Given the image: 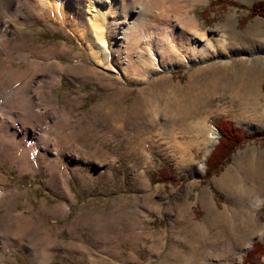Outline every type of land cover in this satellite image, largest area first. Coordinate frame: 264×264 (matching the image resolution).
Instances as JSON below:
<instances>
[{
  "label": "rangeland",
  "instance_id": "1",
  "mask_svg": "<svg viewBox=\"0 0 264 264\" xmlns=\"http://www.w3.org/2000/svg\"><path fill=\"white\" fill-rule=\"evenodd\" d=\"M6 2L0 0V19L4 16L5 7L10 8L12 4L20 2L24 7L21 15L27 20L22 28L8 30L6 35L11 42L16 41V46L10 45L13 55H30L28 59L15 61L16 66L25 67L36 58L35 54H31V49L61 48L63 43L69 45V54L80 50L83 58L78 63L63 58L61 62L68 65L63 72L56 65L48 70L64 73L59 84L49 93L48 100H57L64 109L62 129H56L60 131L59 136L63 137L60 163L64 168L67 166L74 170L69 176V184L76 202L70 205L67 214L52 212L58 204L67 202V197L61 196L59 189L49 182V159L54 153L53 143L47 149L43 147L42 151L39 150V155L44 153V157H39L41 164L36 172H22L12 161L11 153H0V171L6 175L3 185L12 190L0 204V233L5 232V236L14 237L16 242L21 243L19 246L0 240V264H190L187 260L192 253L204 257L199 247L211 246L210 236L203 235L200 244L196 245L191 233V222L176 219L178 212L175 205L178 204L177 200L185 199L188 218L191 213L196 221L201 222L209 215L207 205L201 200V193L218 210L234 215L237 228L243 227L240 215L243 210L242 198L230 196L219 180L229 171L235 170L241 157L245 159L240 164L253 158L262 160L264 166V118L258 123L260 129L251 133L246 130V122L233 112L217 110L208 114L204 118L206 129L216 126L221 120H228L246 135H254L255 138L247 139L238 146L224 166L211 175H206L207 159L218 144L219 137L208 153L193 149L195 164L205 160L204 172L197 175L189 168L178 166L164 141L158 135L152 137L148 129L141 127L140 121L145 116H140L137 111L146 96L158 97L162 109L167 101H171V96L183 95L186 85L194 77L199 79L198 87L190 85L194 95L200 85L205 88L212 86L208 85V81L211 71L216 69L203 67L201 72L198 69L215 61H233L235 68L253 67L252 73L248 74V88L258 87L264 109V51L257 52L258 48H264V17L253 16L250 12L253 4L264 3V0H204L179 10L178 17L182 13L185 18L190 15L201 27L198 30L202 33L198 38L200 45L210 43L209 40L217 44V38L223 34L228 37L223 31L228 27H233L242 35L250 30V38L247 37L248 33L246 38L227 39L230 46L235 43L243 50L218 53L209 47L211 52L201 61H193L188 66L164 61L160 63L162 71H154L150 79L142 76L130 81L121 79L117 85H108V79L122 74L93 61L87 40L79 33L73 35L69 20L64 25L49 18L45 12L39 14L33 8L32 0ZM137 4L141 13L146 15L149 11L146 7L148 0H139ZM88 14L94 15L92 11ZM173 19L181 25L178 18ZM148 24L132 34L134 54L149 46L150 42L143 38ZM106 36L110 41L108 51H113L117 40L111 37L109 31ZM157 40V36L151 38L154 47ZM152 50L154 55L159 54L155 48ZM181 55L194 59L188 50H184ZM256 75L261 81L258 84L254 79ZM214 90L218 91L215 98H220L217 88H209L208 93ZM188 95L194 97L191 92ZM221 103L222 100H215L213 107ZM162 113L158 118L160 131L163 123L170 121L168 113ZM174 129L175 132L179 131L176 126ZM66 137L70 139L66 140ZM148 153H151V158H148ZM133 173H138L136 179L132 178ZM250 186L254 187L255 184ZM46 202L47 207L44 208ZM253 207L256 215L252 216V220L256 222L255 228H258L261 221L264 223V202L260 207ZM20 211L32 215V220L27 224V227L30 226L27 233L18 232L26 224L23 217L18 215ZM227 228H233L232 224L228 223ZM255 228L245 233L254 236V240L242 256V264H245L246 253L256 240L264 243V228L260 234L255 232ZM128 236L134 239L129 240ZM242 238L240 234L236 235L234 247L237 248L235 242L242 244ZM47 246L50 248L47 254L50 258L45 261L41 258V250Z\"/></svg>",
  "mask_w": 264,
  "mask_h": 264
},
{
  "label": "bare ground",
  "instance_id": "2",
  "mask_svg": "<svg viewBox=\"0 0 264 264\" xmlns=\"http://www.w3.org/2000/svg\"><path fill=\"white\" fill-rule=\"evenodd\" d=\"M138 1L32 0V3L33 8L39 14L45 12L49 18L56 22L65 25L69 20L73 27L71 29L74 32L73 35L79 33L87 40L93 61L106 65V68L110 71L122 74L119 77L108 79V81L110 80L108 85H117L121 79L130 81L139 76L150 79L149 76L154 71H162L160 63L164 61H173V63L180 66H188L193 61L203 60L205 55H208V52L211 51H217L218 53L220 51L222 53L237 52L243 50V47L235 45L234 42L230 46L227 39L246 38L248 33L249 36L247 37L250 38V30L246 32V35H242L233 27H228L227 29L223 28L228 37L223 36L224 34L221 35L217 38L216 45L212 40H209L210 43L200 45L198 38L202 36V33L198 30L201 27L195 19L190 15L186 18L183 17L182 12V18L178 16L180 14L179 10L187 8L188 5L199 4L204 0H148V4H145L149 10L146 15L138 9ZM23 8V4L20 2L12 4L10 8L5 7L4 16L0 19V153H11L12 161L19 166L22 172H36L41 164L39 157H44V153L39 155V150L43 147L47 149L46 147L53 143L54 153L49 159L51 173L49 182L56 189H59L61 196L67 197V202H61L52 212L67 214L70 205L76 202L69 184V176L74 173V170L67 166L64 168L63 164L60 163L59 153L62 151L63 137L59 136L60 131H56V129H62L61 124H63V121L61 123V120L64 109L58 104L57 100L49 101L48 95H50L52 88L59 84L64 76V73L61 72L68 66H65L61 60L66 58L69 61L78 63L83 55L80 50L69 54V45L63 43L61 48L31 49L33 52L31 54H35L36 58L25 67L16 66L15 61L22 58L28 59L30 55L26 53L13 55L10 45L16 46V41L12 40L11 42L6 35L8 30L22 28L27 22L26 18L21 15ZM91 11L94 15L88 14ZM173 17L178 18L181 25L177 24ZM229 20L231 23V18ZM148 22L149 26L144 30V36L141 35V37L143 36L150 42L149 46L143 48L140 52L136 49L138 52L134 54L133 43H131L132 34L143 29ZM190 29H192V32ZM76 31L77 33H75ZM107 31L113 39L117 40V46L115 44L112 47L113 51H108L110 41L106 36ZM154 36L158 38L155 47L151 42V38ZM209 47L212 48L211 51H209ZM154 48L159 53L158 55H154L152 50ZM184 50H188L194 59L182 56ZM263 51V47L257 50V52ZM245 58L241 60H245ZM233 64V61L230 63L215 61L211 65L202 66L198 69L199 71L197 70L198 72H201L203 67L216 69V71H211L208 81V85L212 86L205 88L200 85L197 94L194 95L190 85L198 87L199 79H194L195 77L191 76L193 79L186 85L185 93L183 95L173 93L174 95L170 97L171 101L165 102L166 104L162 105V109L158 97L146 96L144 101L142 100V106L137 111L140 112V116H145V119L140 118L141 127L148 129L152 137L158 135V138L166 144L167 150L171 152L176 164L191 169L194 174L200 175L204 172L205 160L195 164L193 149L204 150L206 153L210 152L220 133L214 125L207 129L204 127V118L208 114L217 110L233 112L246 122V130L251 133L260 129L258 123L264 118L262 97L258 87L255 85L253 89L248 88V74L252 73L253 67L250 69L247 66L235 68ZM54 65L61 69L60 73L55 70L48 71ZM254 79L258 84L260 81L259 75H256ZM211 87L219 90L220 98H215V95L218 94L216 90L208 93V89ZM188 90L194 96L193 98L188 95L190 94ZM215 100H222V103L213 107ZM164 111L170 116V121L164 122L160 131L158 118ZM139 114L135 113V115ZM175 126L179 131L176 129L177 132H175ZM52 129L55 134L53 131L51 132ZM133 135L138 136L137 133H133ZM67 138L70 139V137H66V140ZM141 147L143 146L141 145ZM148 158H151V153H148ZM244 159L243 157L239 158V164L236 163L235 170L229 171L219 180V183L224 185L225 190L231 194L230 196L242 198L243 210L240 215L244 222L243 227L237 228L236 217L226 211L218 210L209 198L208 200L204 198L202 193L201 200L207 205L209 215L201 222L196 221L191 213L190 218H188L186 203L184 204L185 199L177 200L178 204L175 205L178 212V214L176 213V219L191 222L193 242L198 245L203 235L210 236L209 244L211 246L207 248L204 246L199 247V249L202 248L201 253L204 257H197L195 253H192L187 263L242 264V256L254 240V236L245 234L248 231H253L256 225V222L252 220V216L256 215L253 206L255 208L260 207L264 202V166L262 160L249 158V162L246 161L240 164V161ZM136 171L137 169H135ZM136 174H132L133 179H136ZM139 175H141L140 172ZM5 179L6 175L0 171V183H2L0 185V204L3 202L5 195L10 194L12 191L6 189L3 185ZM240 183L245 184V186ZM250 184H255V186L251 187ZM17 193H19V190ZM44 204V208H46L47 202ZM188 205L190 206V203ZM18 215L26 221V224L22 225L18 232L21 230L27 233L30 229L27 224L32 220V215L24 214L23 211L18 212ZM4 217L8 216L4 215ZM228 223L232 224L233 228L228 229ZM263 228L264 223L261 221L258 228H255V232L260 234ZM3 233L5 232L0 233V240L21 245V243H18L19 241L16 242V239H13L14 237L9 238ZM237 234H240V238L243 237V240L241 245L235 242L237 244L236 248L233 243ZM127 239L134 238L128 236ZM49 250L48 246L41 250V258L45 261L50 258L47 255Z\"/></svg>",
  "mask_w": 264,
  "mask_h": 264
},
{
  "label": "trees",
  "instance_id": "3",
  "mask_svg": "<svg viewBox=\"0 0 264 264\" xmlns=\"http://www.w3.org/2000/svg\"><path fill=\"white\" fill-rule=\"evenodd\" d=\"M250 12L253 16L261 15L264 17V3L253 4ZM216 126L220 130L219 142L208 156L206 175L217 173L230 159L231 154L238 146L247 139L255 138L254 135H246L228 120H221ZM244 263L264 264V243L262 241H255L253 243L251 249L246 253Z\"/></svg>",
  "mask_w": 264,
  "mask_h": 264
},
{
  "label": "water",
  "instance_id": "4",
  "mask_svg": "<svg viewBox=\"0 0 264 264\" xmlns=\"http://www.w3.org/2000/svg\"><path fill=\"white\" fill-rule=\"evenodd\" d=\"M257 241V240H256Z\"/></svg>",
  "mask_w": 264,
  "mask_h": 264
}]
</instances>
